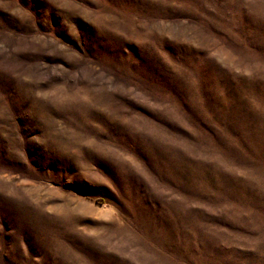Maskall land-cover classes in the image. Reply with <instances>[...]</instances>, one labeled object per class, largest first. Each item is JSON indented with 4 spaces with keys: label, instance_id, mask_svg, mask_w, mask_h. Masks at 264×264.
Wrapping results in <instances>:
<instances>
[{
    "label": "rangeland",
    "instance_id": "rangeland-1",
    "mask_svg": "<svg viewBox=\"0 0 264 264\" xmlns=\"http://www.w3.org/2000/svg\"><path fill=\"white\" fill-rule=\"evenodd\" d=\"M0 264H264V0H0Z\"/></svg>",
    "mask_w": 264,
    "mask_h": 264
}]
</instances>
